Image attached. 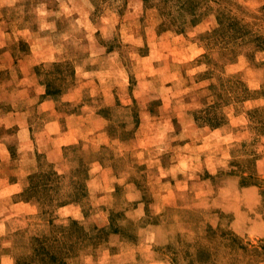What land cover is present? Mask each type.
<instances>
[{
    "label": "rangeland",
    "instance_id": "374dc122",
    "mask_svg": "<svg viewBox=\"0 0 264 264\" xmlns=\"http://www.w3.org/2000/svg\"><path fill=\"white\" fill-rule=\"evenodd\" d=\"M0 264H264V0H0Z\"/></svg>",
    "mask_w": 264,
    "mask_h": 264
},
{
    "label": "trees",
    "instance_id": "16d2710c",
    "mask_svg": "<svg viewBox=\"0 0 264 264\" xmlns=\"http://www.w3.org/2000/svg\"><path fill=\"white\" fill-rule=\"evenodd\" d=\"M236 29H237L238 31H241L242 28L236 26ZM258 46H263V45H258ZM73 224H74V222H73ZM51 258H52L53 261H57V257H56V256H53V255H52Z\"/></svg>",
    "mask_w": 264,
    "mask_h": 264
}]
</instances>
